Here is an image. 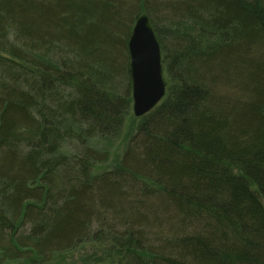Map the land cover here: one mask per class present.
I'll use <instances>...</instances> for the list:
<instances>
[{"label": "trees", "instance_id": "1", "mask_svg": "<svg viewBox=\"0 0 264 264\" xmlns=\"http://www.w3.org/2000/svg\"><path fill=\"white\" fill-rule=\"evenodd\" d=\"M151 1L0 0V264H264V0Z\"/></svg>", "mask_w": 264, "mask_h": 264}, {"label": "water", "instance_id": "2", "mask_svg": "<svg viewBox=\"0 0 264 264\" xmlns=\"http://www.w3.org/2000/svg\"><path fill=\"white\" fill-rule=\"evenodd\" d=\"M128 50L132 111L136 118H143L164 99L167 89L161 45L149 14L142 13L137 18Z\"/></svg>", "mask_w": 264, "mask_h": 264}, {"label": "rangeland", "instance_id": "3", "mask_svg": "<svg viewBox=\"0 0 264 264\" xmlns=\"http://www.w3.org/2000/svg\"><path fill=\"white\" fill-rule=\"evenodd\" d=\"M158 1H160V0H152L151 2H153V4L155 5ZM152 20V19H151ZM135 24V23H134ZM131 36V35H130ZM128 49V48H127ZM126 63H127V68H128V63H129V52H128V56H127V58H126ZM129 73V72H128ZM126 76V75H125ZM125 78H127V77H125ZM128 85H129V83H130V85H131V78H130V76L128 77ZM126 89H127V83L126 82H124L123 83V86H122V92H126ZM133 105V104H132ZM131 111H132V106H131ZM131 114H133L132 112H131ZM69 261H71V259H70V257H69ZM60 264H61V262H59Z\"/></svg>", "mask_w": 264, "mask_h": 264}]
</instances>
